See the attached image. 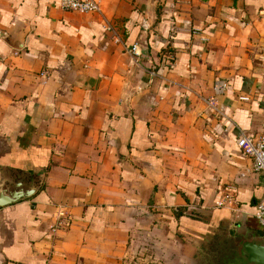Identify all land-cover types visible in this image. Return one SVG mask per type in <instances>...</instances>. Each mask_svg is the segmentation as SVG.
Wrapping results in <instances>:
<instances>
[{"label":"crops","instance_id":"crops-1","mask_svg":"<svg viewBox=\"0 0 264 264\" xmlns=\"http://www.w3.org/2000/svg\"><path fill=\"white\" fill-rule=\"evenodd\" d=\"M95 1L0 0V189L41 183L0 264H212L264 198V0Z\"/></svg>","mask_w":264,"mask_h":264},{"label":"water","instance_id":"water-1","mask_svg":"<svg viewBox=\"0 0 264 264\" xmlns=\"http://www.w3.org/2000/svg\"><path fill=\"white\" fill-rule=\"evenodd\" d=\"M40 184L36 178H29L3 186L0 189V209L33 198L40 191ZM211 221L214 227L226 221L222 229L224 231L220 232L221 240L218 242L221 243L220 249L224 247L227 249L223 251L227 256L223 257L222 263L216 261L215 257L212 264H264L263 231L250 227L247 219L240 218V222L234 223L230 217L217 215V212L213 214ZM213 232H203L202 235L211 239ZM228 252H232V257Z\"/></svg>","mask_w":264,"mask_h":264},{"label":"built area","instance_id":"built-area-1","mask_svg":"<svg viewBox=\"0 0 264 264\" xmlns=\"http://www.w3.org/2000/svg\"><path fill=\"white\" fill-rule=\"evenodd\" d=\"M62 9L70 12H77L82 14L100 13L101 8L95 0H58ZM136 48L134 49L135 52ZM222 89L215 87L216 93H220ZM246 101V98H242ZM208 105L214 109L217 106L216 98L210 99ZM238 147L241 150V155L244 158L252 161L253 170L256 173L264 175V133L254 136H247L241 132V136L237 141ZM218 206H222L219 204ZM255 218L258 220L262 231L264 232V198L257 206Z\"/></svg>","mask_w":264,"mask_h":264},{"label":"rangeland","instance_id":"rangeland-1","mask_svg":"<svg viewBox=\"0 0 264 264\" xmlns=\"http://www.w3.org/2000/svg\"><path fill=\"white\" fill-rule=\"evenodd\" d=\"M248 225H249L250 227H252V228L259 229V230L262 231V227L260 226L258 220H257L255 217H250V218H249V220H248ZM217 240H221L220 237H219ZM217 244H218V245H217ZM217 246H218L219 248H218ZM220 246H221L220 241H219V242L217 241V243H216V245H215V247H214L213 257H214V259H215V257H216V261L219 260V262L222 263L221 260L223 259V257L227 256L226 254H223V251H225V250H227V249H226V247L220 249ZM228 253H230L229 255L232 257V255H233L232 252H228ZM214 259H213V261H214Z\"/></svg>","mask_w":264,"mask_h":264}]
</instances>
